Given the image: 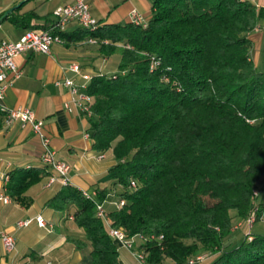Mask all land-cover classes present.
<instances>
[{
  "label": "trees",
  "instance_id": "1",
  "mask_svg": "<svg viewBox=\"0 0 264 264\" xmlns=\"http://www.w3.org/2000/svg\"><path fill=\"white\" fill-rule=\"evenodd\" d=\"M151 6L146 26L98 21L75 30L96 39L99 54L120 55L116 71L94 73L87 82V132L97 155L113 157L111 181L95 198L61 185L47 204L81 229L66 239L82 264H119L94 203L116 185L122 190L105 219L140 240L134 250L149 264L163 257L186 264L208 252L214 255L204 264H264V229L249 231L246 222L251 211L256 221L264 210V70L248 54L261 10L248 0H151ZM36 17L14 10L3 19L27 24ZM54 25L43 30L68 38ZM4 113L0 108V127ZM9 174L6 194L26 205L24 192L45 170ZM236 219L241 236L232 232Z\"/></svg>",
  "mask_w": 264,
  "mask_h": 264
},
{
  "label": "crops",
  "instance_id": "2",
  "mask_svg": "<svg viewBox=\"0 0 264 264\" xmlns=\"http://www.w3.org/2000/svg\"><path fill=\"white\" fill-rule=\"evenodd\" d=\"M73 1L0 0V17L10 8L18 15L28 11H34L37 15L27 24H15L4 17L0 19V29L5 27L0 33V40L16 41L29 27L43 31L55 20L53 9ZM248 1L261 10L256 27L248 34L251 41L248 54L259 67L264 62V0ZM88 3L91 16L101 24L130 22L132 9L147 21L152 12L151 0H88ZM79 27L76 20L68 21L62 30L68 38L54 41L48 53L33 51L17 55L15 63L19 73L13 77L12 85L0 100V104L7 109L29 107L35 117L43 121L40 135L34 133L31 123L4 113L0 127V197L7 195L3 175H10L17 168L42 167L45 170L41 179L24 192L29 199L28 204L23 205L8 195V201L0 199V232H9L15 238V247L9 253L3 250L0 240V264H47L48 261L50 264H82L81 252L66 239L69 233L82 235L81 229L74 226L72 216L67 218L70 223L60 225L63 212L47 204V200L62 184L56 181L47 186L46 174L50 169L41 160L43 139L47 140L48 146L59 158L69 163L68 183L93 198L97 189L110 185L108 171L113 157L109 153L99 156L92 149L91 139L87 136L89 116L80 111L75 103V95L63 81L65 78L75 82L81 80L79 74L68 68L70 63H77L81 72L90 76L116 71L114 66L108 71L104 70V67L108 68V60L114 53L110 56L99 54L98 46L88 39V33L80 37L75 31ZM98 58L102 59V64L96 63ZM119 60L120 55L117 66ZM117 201L110 190L102 204L108 209ZM38 215L43 218L44 226L38 225L35 220ZM28 219L30 222L26 226H16L17 221Z\"/></svg>",
  "mask_w": 264,
  "mask_h": 264
},
{
  "label": "built area",
  "instance_id": "3",
  "mask_svg": "<svg viewBox=\"0 0 264 264\" xmlns=\"http://www.w3.org/2000/svg\"><path fill=\"white\" fill-rule=\"evenodd\" d=\"M52 14L55 19L54 26H64L70 20H76L80 26H85L88 24L98 23L94 19L89 11L88 0H74L72 3L64 4L57 6L53 9ZM131 18H141L142 21L146 22L141 15L135 10H131ZM61 37H45V30L43 31H25L18 40L12 41L8 39L0 40V100L3 98V95L6 89L12 85L13 77L17 76L19 70L15 63V57L22 52H43L48 53L50 51L51 44L60 40ZM96 43V39H95ZM68 68L76 74H79L81 80L75 82L71 78H65L63 83L69 87L70 91L75 95V103L80 109L81 112L86 115H91L90 103L92 101V96L90 94H81V87H83L87 81V78L90 76L81 72L80 67L77 63H70ZM8 117L17 118L22 122H29L32 125V129L36 134H42L43 121L37 119L34 115V112L29 107H14L12 108V114ZM88 136V132H87ZM44 151L41 155V160L43 163L49 164L50 166H57V174H50V183L58 181L62 185L68 184L69 182V163L59 158L55 151L48 146L46 139H43ZM4 183V175L2 177ZM47 185V186H49ZM257 192L254 191V194ZM0 199L6 201L4 196H1ZM95 208L97 215L106 221L104 212L105 208L102 202L94 200ZM123 203H120L122 205ZM120 205H116L119 207ZM255 219V211H251L247 216L246 222L249 226L252 225ZM38 225L44 226L43 218L38 215L35 217ZM104 221V222H105ZM30 222L28 220H19L16 222L17 227L26 226ZM107 232L114 242L118 243V247H125L133 252L134 241L132 237H127L126 233L119 227H114L107 224ZM0 240L2 242L3 250L7 253L13 251L15 247V238L14 236L6 231L0 232ZM134 253V252H133ZM136 258L141 263L144 264L146 258H143L142 252H136ZM204 257L203 255L198 256L197 258H189L186 264H195ZM50 264V261L47 262Z\"/></svg>",
  "mask_w": 264,
  "mask_h": 264
},
{
  "label": "rangeland",
  "instance_id": "4",
  "mask_svg": "<svg viewBox=\"0 0 264 264\" xmlns=\"http://www.w3.org/2000/svg\"><path fill=\"white\" fill-rule=\"evenodd\" d=\"M8 22L6 21V24H7ZM4 28L5 27H2L1 29H0V33H1V31L2 30H4ZM88 35H89V33H88ZM96 44V43H95ZM97 45V44H96ZM117 59H119V52H115L110 58H109V60H108V68L106 69V67H104V70H109V68L111 69V68H113V66L117 69L118 68V66L116 65V63H118L117 62ZM102 59L101 58H98V60L96 61V63H101L102 64ZM260 70H264V62H262L260 65H259V67H258ZM108 179H109V177H108ZM263 184V179H259L258 181H257V185L259 186V188H260V186ZM113 189H112V193L113 194H117V193H119L121 190H122V188L120 187V186H118V185H116V186H113L112 187ZM261 189V188H260ZM261 191V190H260ZM259 194H260V192H259ZM237 221H234V227H233V234L235 235V236H241L243 233H244V230H243V228L241 227V225H240V219H236ZM103 221H105V220H103ZM64 222H66V223H70L69 222V220L67 219V212L65 211V212H63L62 213V216H61V218H60V225H63V223ZM104 224H105V226H106V228H107V224H109L108 222H107V220L104 222ZM110 225V224H109ZM247 229L249 230V231H252V232H255V231H258V230H261V229H264V211H262L261 212V214H260V216H259V218L256 220V221H254L253 223H252V225H251V227L249 228L248 226H247ZM240 238L241 237H239V239H237L238 241H236V242H239V240H240ZM140 240L139 239H137V238H135V241H134V245H133V252L135 253V254H137L136 252L138 251H136V250H134V246H135V244H137L138 242H139ZM115 244L118 246V244L115 242ZM132 251H130L129 249H127V248H120V247H118V257H119V261H120V264H141L138 260H137V258H136V255L133 253ZM200 255H203L204 257H202V259L201 260H199L197 263H195V264H204V263H207V261H209L210 259H211V256L212 255H214V254H212V253H199V254H197V255H195L194 257H190V258H196L197 256H200ZM144 264H149V262L147 261V260H145V262H144ZM157 264H174L173 263V260L172 259H170V258H166V257H163L162 259H161V261L159 262V263H157Z\"/></svg>",
  "mask_w": 264,
  "mask_h": 264
},
{
  "label": "bare ground",
  "instance_id": "5",
  "mask_svg": "<svg viewBox=\"0 0 264 264\" xmlns=\"http://www.w3.org/2000/svg\"><path fill=\"white\" fill-rule=\"evenodd\" d=\"M131 21L135 22L136 24H140L142 26H146V22L142 21L141 18H131ZM57 27H59L60 30H63V28H64V26H57ZM83 27H87V28L94 27V23L93 24L85 25ZM26 31H35V30H33V29H27ZM45 37H60V35L59 34H52V33L48 32V31H45ZM91 40L94 41V39H92V38H91ZM89 79H90V76L87 78V81H86L85 85L83 87H81V94H88V92H87V82H88ZM0 108L7 115L12 114V109H7V108L3 107L1 104H0ZM44 164L47 167H49V164L48 163H44ZM50 174H57V166H50V171L47 174V185H49V183H50ZM8 181H9V175L6 174V175H4V183H3L4 189L6 188V185H7ZM87 195H89V194H87ZM3 196L5 197L6 201L9 200V197L7 195H3ZM121 202L122 201H120L118 204H120ZM132 238H133V240H135L134 237H132ZM142 256H143V258H145V255L144 254H142Z\"/></svg>",
  "mask_w": 264,
  "mask_h": 264
},
{
  "label": "water",
  "instance_id": "6",
  "mask_svg": "<svg viewBox=\"0 0 264 264\" xmlns=\"http://www.w3.org/2000/svg\"><path fill=\"white\" fill-rule=\"evenodd\" d=\"M12 10H13V8H10V9L6 10V11L2 14V16L0 17V19H2L3 17H5V16H6L8 13H10Z\"/></svg>",
  "mask_w": 264,
  "mask_h": 264
}]
</instances>
